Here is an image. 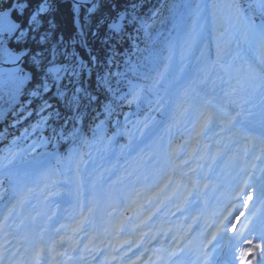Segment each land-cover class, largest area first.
Here are the masks:
<instances>
[{"label": "snow or ice", "instance_id": "6c2138e0", "mask_svg": "<svg viewBox=\"0 0 264 264\" xmlns=\"http://www.w3.org/2000/svg\"><path fill=\"white\" fill-rule=\"evenodd\" d=\"M184 3L187 7V0ZM81 6H87V13H93L97 7L94 0H79L75 5L77 11ZM208 7L212 9L214 29L222 28L223 31L219 33L221 36L229 34L235 39L238 55L255 54L242 87L250 95L255 93L259 96L258 103L250 105L248 116L258 126L260 143L264 145V0H247V3L242 0H204L203 8L198 5L187 16L179 14L178 19L174 20V27L185 29V36L191 41L190 47L207 24L206 17H201L200 13ZM27 8L28 5L23 0H15L7 5L0 0V64L10 65L0 68V118L10 116L12 127L24 126L20 135L0 152V200L5 193H12L9 202L0 205V264H88L89 259L100 262L101 257L102 264H264V169H261L259 177L253 171L240 169L238 175L243 179L228 193L230 200L220 213L222 219L218 224L209 226L215 227L211 238L204 232L200 233L199 239L194 238L196 228L187 223L188 217L166 230L149 227L154 220V213L151 211L139 223H133V219L139 218L161 196L169 201L174 198L175 193L167 194L171 187L168 181L156 187L155 191L146 186L144 192L147 195L143 196L138 205L137 199L142 197V193L134 192L129 207L124 208L126 213L134 211L133 206L138 207L139 211L134 218L119 214L117 207L105 206L95 194L98 189L97 182L91 180L93 195L89 197L87 204L80 202V218L73 225H61L55 229V235L47 240L44 238L47 229L41 228L38 235L34 229L26 226L21 215L29 203L33 188L26 187L25 181L31 177L39 163L35 157L31 160L27 157L37 147L51 145L53 142L58 144L62 139L70 140L73 147L66 159L70 163H76L77 197L82 192V185L89 181L86 169L82 171L80 168L81 164H87L80 145H89L90 141L79 129L67 131L66 127H61L58 131L51 127L50 136L42 135L38 139L33 137L37 133L47 132L53 121L60 120V111L50 102V94L62 100L67 109L77 112L82 98L95 99L81 85V78L85 74L90 77L97 65L96 57L92 56L89 61L84 60L75 51V45L71 52L67 47L59 50L56 44L44 47L50 41L51 31L40 32L41 17L49 11V0H39L28 14L24 25L13 18V13L20 15ZM49 25L51 28V21ZM141 27L145 35L150 36L148 29L151 25L141 22ZM109 28L112 32L119 33L122 24L114 20ZM29 38L40 45L41 50L10 47L13 43L27 44ZM60 57H63L62 61ZM26 59L39 70L38 74L25 71L23 65ZM145 67L143 64L128 62L124 72L113 74L106 71L103 75L97 73V84L112 92L113 75L121 79L129 76L153 79L155 84H159L164 80L169 65H164V71L157 70L154 65L142 71ZM152 72H155V77L150 75ZM119 82L118 80L117 83ZM127 86L128 92L121 99L131 104L143 97V86L134 83L132 79H127ZM112 111L110 104L104 106V112L108 116H111ZM3 136L4 134H0V139ZM29 139H32L31 144L20 147ZM104 139L101 122L93 130L92 142H103ZM246 140L255 142L256 137L248 136ZM108 142L111 143V140ZM247 151L245 149L246 153ZM170 154L174 155L175 149L170 148ZM48 155L55 158L54 153ZM255 167L256 165H252L253 169ZM4 178H7V188L4 187ZM104 182L105 178L101 176L100 183ZM107 182L116 183L110 178ZM241 195L246 198L241 200ZM186 203L191 204V201L186 200ZM177 212L183 214L179 205ZM172 215L175 216L176 213ZM199 219V216L191 217L197 228ZM90 225L93 227V234L88 236V243L81 246L78 236L85 233ZM99 226H102V231L97 230ZM69 228L70 232H67ZM133 232L138 235L134 236ZM228 233L233 235L229 236Z\"/></svg>", "mask_w": 264, "mask_h": 264}, {"label": "trees", "instance_id": "16d2710c", "mask_svg": "<svg viewBox=\"0 0 264 264\" xmlns=\"http://www.w3.org/2000/svg\"><path fill=\"white\" fill-rule=\"evenodd\" d=\"M55 1L49 0L50 8ZM197 1L187 0L186 7L184 0H98L93 13H87L84 8L77 11L76 4L65 1L59 3L49 15L44 14L41 17L40 32L51 31L50 41L44 47L56 44L59 50L66 46L71 52L75 45V51L84 60L89 61L92 56L96 57L97 65L93 68L91 76L85 74L81 78V85L87 90L89 96L95 97V99L82 98L77 112L67 109L62 100L52 97L50 94V102L60 111V120L53 121L47 132L37 133L35 138L38 139V136L42 135L50 136L51 127L57 128L58 131L61 127H66L67 131H71L73 128L79 129L90 141L89 145H80L81 151L84 153L83 159H85L100 146L108 144L109 139H121L124 136V131L127 132L126 130L135 124L137 117L153 113L154 110L152 108L149 110V107L157 98L164 100L167 106H173L179 97L181 87L178 86L179 83L175 78L178 62L174 59L169 63L170 60L166 58L167 44L174 38L175 29H180L174 27V20L178 19L181 13L187 16L190 10H195ZM2 2L7 5L9 2L14 3L15 0H2ZM23 2L28 5L27 11L20 15L13 13V18L26 25L28 14L33 11L39 0H23ZM242 2L247 3V0H242ZM119 13L125 14L126 24L119 33H114L107 24ZM45 20L46 22L42 26ZM49 21L52 24L51 28ZM141 22L151 25L148 29L150 36L145 35ZM85 43L86 46H84ZM29 45L33 51L41 50V46L31 38L27 44L13 43L10 47L19 49ZM128 62L145 65L146 67L142 71L153 67V65L157 70L164 71L166 63H169V68L165 73L164 80L159 84H155L153 79L145 80L141 77L131 76L121 79L113 75L111 77L112 92H109L106 87L98 86L97 73L103 75L106 71L113 74L124 72ZM23 67L25 71L39 73V70L34 68L29 59L25 60ZM150 75L155 77V72ZM127 79H132L134 83L143 86L144 95L136 104L134 102L129 104L127 100L121 99L128 92ZM118 80L119 83H117ZM54 91L55 89H53ZM109 104L113 109L111 116L104 112V106ZM65 122L67 123L65 124ZM101 122H103L105 139L103 142H92L93 130ZM5 128L0 134L13 136L15 128L12 127V120L6 124ZM7 143L10 144L9 140L0 142V150L3 146H7ZM72 147L73 144L70 140L62 139L58 144L53 142L51 145L42 146L43 150L40 154L33 153L28 159L31 160L35 157L38 160L44 157L43 163L49 164L48 168L42 169L45 176L54 172L58 174L70 173L76 186V163H70L66 159ZM49 153H54L55 158L49 156ZM85 167V164L80 165L82 171H84L82 168Z\"/></svg>", "mask_w": 264, "mask_h": 264}, {"label": "bare ground", "instance_id": "6f19581e", "mask_svg": "<svg viewBox=\"0 0 264 264\" xmlns=\"http://www.w3.org/2000/svg\"><path fill=\"white\" fill-rule=\"evenodd\" d=\"M209 37H211V41H209ZM195 46L198 50H195ZM238 48L235 39L231 36L226 41H219L212 35L201 34L196 37L195 43L188 46L186 50V59L185 66L187 68L191 65V60L199 58L202 64L199 72L192 73L188 79L191 80L192 85H194L197 89V92H207L205 94L214 95L218 84L220 82V75L215 69L214 60L217 59L219 61L229 62L231 64L238 63V59L241 55L254 57V53H240L238 55ZM244 59H246L244 57ZM220 110L225 112V114L229 115L230 111L222 104H218Z\"/></svg>", "mask_w": 264, "mask_h": 264}, {"label": "rangeland", "instance_id": "374dc122", "mask_svg": "<svg viewBox=\"0 0 264 264\" xmlns=\"http://www.w3.org/2000/svg\"><path fill=\"white\" fill-rule=\"evenodd\" d=\"M203 8V4L200 6ZM205 29L203 30L202 34H205ZM177 31V29L175 30V32ZM197 31L199 32V29H197ZM223 29L220 28V32H222ZM213 34L214 36H216V38L219 40V41H225L227 40L229 37H231V35L229 34H225L223 36H221L220 34ZM196 41V39H195ZM191 43V41H188V38L185 36V29L182 28V30H180V33L178 34V40H177V46H178V50L176 51L175 49H169V52H168V55L169 56H172L174 55L175 53H177V56L180 60V62L182 63L181 65V69H180V72H179V77L182 78V81H183V85L185 86V92H186V95L188 97H191L192 95H195V94H198L196 93L195 91V88L191 83L190 80H188V76H189V72H185L184 73V61H185V58H186V50L189 46V44ZM185 113V111H184ZM145 131H139L135 136H134V140H133V144L136 145V144H139V143H142V144H146V137H145Z\"/></svg>", "mask_w": 264, "mask_h": 264}, {"label": "water", "instance_id": "95a60500", "mask_svg": "<svg viewBox=\"0 0 264 264\" xmlns=\"http://www.w3.org/2000/svg\"><path fill=\"white\" fill-rule=\"evenodd\" d=\"M62 1H65V0H57V1L53 4L51 10L54 9V7H56V5H57L59 2H62ZM66 1H67V0H66ZM74 1H76V2L79 3L78 0H74ZM122 18H123L122 15L119 16V21H120V22H121V19H122ZM28 48H29V47H28ZM7 67H10V65H2V64H0V68H7ZM198 67H199V63H198V62H195V63L193 64V68L197 69Z\"/></svg>", "mask_w": 264, "mask_h": 264}]
</instances>
